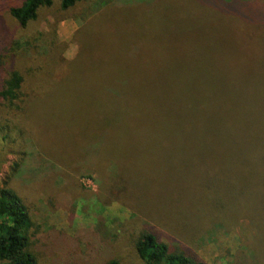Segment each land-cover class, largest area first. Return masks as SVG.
<instances>
[{
    "label": "rangeland",
    "instance_id": "374dc122",
    "mask_svg": "<svg viewBox=\"0 0 264 264\" xmlns=\"http://www.w3.org/2000/svg\"><path fill=\"white\" fill-rule=\"evenodd\" d=\"M93 1L82 0L65 12L59 11L55 2L42 9L23 31H8L24 41L40 37L34 52L29 54L32 62L74 59L68 68V78L73 76L68 83L79 89L95 86L96 93L106 86H123L127 90L118 105H131L138 93L146 99L139 109L141 113L137 111L127 118L121 114L107 131L103 145L98 147L97 165L109 162L117 167L119 175L137 190L146 209L167 207L163 202L170 200L169 196L189 206V199L198 194L197 180L217 189V210L203 199H192L195 202L189 207L191 214L203 218V224L222 221L223 231L211 229L198 237L195 250L200 259L206 264H229L231 254L244 244L258 250L256 231L262 214L256 211L255 192L248 188L244 200H239L242 195L235 171L229 165V193L221 177L228 172L222 160V145L227 136L222 125L236 121L239 127L247 113H252L251 117L258 122L255 132H239L248 134L244 137V151L234 150L238 136L235 131L230 134L228 153L258 155L259 148L264 149V0L248 4L241 0H205L209 6L200 4L201 7L196 0H117L89 19L95 13ZM16 27L10 22V29ZM51 40L59 43L57 56L48 53ZM50 68L52 65H45L43 75ZM203 90L207 93V111L199 113L197 104ZM60 97L59 94L58 102ZM64 109L80 121L77 137L72 132H57V136L66 137L60 140L52 128L58 120L52 124L47 114L41 117L47 118L50 131L42 129L39 136L34 126L36 138L62 159L69 158L64 147L71 141L80 146L101 137L96 132L105 121L98 117L92 120L87 100L75 104L72 99L61 110ZM223 115L227 117L220 123ZM6 118V113L0 112V121ZM60 124L69 126L63 120ZM257 138L262 141L259 148ZM39 140L27 135L24 142H8L6 147L0 141V185L19 160L23 145L26 159L13 183L35 204L33 215L43 223V230L54 229L56 236L64 233L82 254L93 249L91 255H98V261L113 253L127 264H142L132 247V237L150 222L102 191L99 183L103 180L94 171L86 175L87 171L72 166L73 169L61 171L63 178L51 180L44 176L38 171L47 166ZM189 156L200 158L199 169L186 164L185 158ZM45 181L49 192L54 190L50 195ZM30 184H35L39 192H34ZM150 221L162 236L167 237L166 232L174 234L162 224ZM193 237H186L181 243L190 245ZM259 240L264 241V234ZM98 245L105 248L100 250L101 255L97 254ZM38 253L41 261H47V249Z\"/></svg>",
    "mask_w": 264,
    "mask_h": 264
},
{
    "label": "trees",
    "instance_id": "16d2710c",
    "mask_svg": "<svg viewBox=\"0 0 264 264\" xmlns=\"http://www.w3.org/2000/svg\"><path fill=\"white\" fill-rule=\"evenodd\" d=\"M81 1L0 0V112L6 113L8 116L2 122L0 121V141L5 144V147L8 142L17 140L24 142V138L27 135L30 136V139L38 141L39 139L36 138L34 133V126L38 128L37 134L39 136L42 129L47 128V131H50V128H48L50 125L46 121L47 118L41 117L42 114H47L52 124L58 120V125L52 127L55 136H57V132H72L73 136L77 137L76 126H79L80 121L75 119L73 115L68 114L67 109H61L66 102L72 101V99L75 104L76 102L85 103L87 100L88 115H91L92 120L94 121L96 117L103 121L105 120L96 132V134H102L101 137L96 141L92 138L80 146H74L73 141H71L64 147V150L66 149V153L69 155V158L64 159L55 150L45 147L42 141L39 140V143L43 144L41 153L45 157L44 161L47 166H43L44 169L39 168L38 171L44 176L51 178V180L52 177L57 176L63 178L61 171L73 169V167L87 171L86 175H91L93 171L96 172L103 180L102 183H99L102 191L112 194L116 200L130 206L132 210L146 218L145 221L150 222V224L142 226L132 237V247L142 264H206L200 259L195 250L196 241L201 234L208 230L212 229L213 232L223 231V228H221L222 221L213 220L210 224H203V218L191 214L189 207L191 202L203 199L217 210L218 207L220 208L217 189L208 186L207 183L201 184V181L197 180L196 188L198 189V194L195 198L189 199V206L180 199L169 196L170 200L163 202L167 204V207L146 209L137 196V190L133 189L132 184L119 175L117 167L109 162L97 165L99 157L98 147L103 145V139L107 131L116 124L118 118L122 117L121 114H124L127 118L132 113L136 114L137 111L141 113L139 109L146 104V99L138 93L135 96L136 100L131 105H118L119 99L127 90L123 86L122 88L119 85L106 86L98 89L96 93L97 87L95 86L92 89H87L85 86L79 89L76 84L68 83V79L73 77L71 74L68 78L67 74L70 73L68 68L74 63V59L49 60L48 62V59H45L41 60L40 63L38 61L36 63L32 62L29 54L34 52L33 49L40 42V37L32 36L31 41H24L18 39L17 35L16 38L14 34L10 33L11 31H16L17 34L19 31L26 29L30 23L38 18L42 9L52 7L55 2L58 4L59 11L65 12L73 9ZM241 1L248 4L252 0ZM93 2L96 7L95 13L89 19L100 15L103 8L116 3L117 0H94ZM196 3L200 7V4L208 5L205 0H196ZM10 22H14L17 27L10 29ZM47 46L50 47L48 53L52 52L55 56L60 53L59 43L55 40L49 41ZM139 47L140 43L137 45V50ZM75 59L79 60V57L75 55ZM45 65L49 67L52 65V68L43 75L42 71ZM83 65L84 62L80 64V67ZM8 66L10 67L8 68ZM63 73H66V75L63 76ZM59 78L61 81L58 82ZM124 81L125 79L122 80V83ZM59 94L61 97L58 102L57 97ZM206 95V91L204 92L203 90L201 99L197 104L199 113L207 111V107L204 105ZM251 114L247 113L239 127L236 126V121L233 123L230 121L224 122L226 115H223L219 120L220 123L224 122L222 130H225V134H227L222 145L223 150H225L222 154V160L225 164L222 165L227 168L228 172L222 173L221 176L222 180L227 184V192L229 193L231 185L232 169L229 167H232L235 171L236 185L239 187L238 191L242 195L239 200H244L245 191L248 188H252L255 192L254 195L257 197L255 200L257 202V214H262L260 219L258 218V230L256 231L258 250L255 246L244 244L234 254H231V262L229 264H264V241L259 240L260 235L264 234V149L259 148V145H262V141L257 138L258 155L237 152L231 156L228 153V150H230V134L235 133V131L238 132V136L234 150L240 149L244 151V137H247L248 134L240 135L241 132L249 133L253 130L255 132L258 124L255 118L251 117ZM62 120L67 121L69 126L60 124ZM34 122L36 123L35 125ZM217 130L219 131L218 128ZM57 137L59 139L66 138ZM23 147L22 145L19 160L13 163L11 172L0 185V264H127L126 261L113 253L106 254L98 261L100 259L98 255H91V253H94L93 249L82 254L75 247V243L65 236L64 233L60 232L61 234L58 233L56 236L57 232L54 229L43 230V223L35 219L33 215L36 210L35 204L22 195L18 190L19 187L13 183L14 175L19 171L26 159V154L22 152ZM194 155L200 156L199 153ZM199 161L200 158L195 156H189L188 159L185 158L186 164L195 168V170L196 168L199 169L197 167V165L199 166ZM41 164L43 165V163ZM34 180L37 179L34 178ZM49 183L52 187L51 181ZM30 186L34 192H39L35 184H30ZM44 186L48 195L54 191L52 188V191L49 192L48 181H45ZM150 220L162 224L174 234L166 232L167 237L162 236L151 226L153 222ZM186 237L188 239L193 237L190 245L181 243L185 241ZM38 243L39 245L37 246L36 244ZM98 247L97 254H100V250L104 247L99 245ZM41 249L49 251L47 261L40 260L38 252H41Z\"/></svg>",
    "mask_w": 264,
    "mask_h": 264
}]
</instances>
